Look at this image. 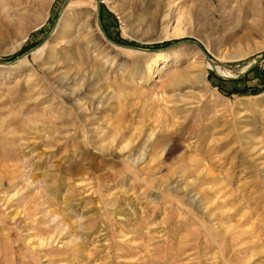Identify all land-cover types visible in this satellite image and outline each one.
I'll return each mask as SVG.
<instances>
[{"label":"rangeland","instance_id":"obj_1","mask_svg":"<svg viewBox=\"0 0 264 264\" xmlns=\"http://www.w3.org/2000/svg\"><path fill=\"white\" fill-rule=\"evenodd\" d=\"M98 3L0 0V264H264V0Z\"/></svg>","mask_w":264,"mask_h":264},{"label":"bare ground","instance_id":"obj_2","mask_svg":"<svg viewBox=\"0 0 264 264\" xmlns=\"http://www.w3.org/2000/svg\"><path fill=\"white\" fill-rule=\"evenodd\" d=\"M220 1V0H218ZM161 7V6H160ZM186 32V29L185 28H182V26H177V27H174L172 29H170V26L167 27V30H166V35L168 37H177V36H180V35H183L184 33ZM210 64V63H209ZM211 65V64H210ZM216 66V67H215ZM211 67H215L214 69H216V71H218L219 73H222L221 71V68L218 66V65H211ZM224 73L226 74H229L227 71H223ZM231 75V74H230ZM153 136H154V133H152V136L150 137V140L153 139ZM152 143H150V147H151ZM147 153V150L141 154V155H138L136 156L135 158H132L131 160V163L132 165H137V163L139 161H142L144 156L146 155ZM140 164V163H139ZM191 198V197H190ZM192 200V203H195L196 202V198L194 197V199H191Z\"/></svg>","mask_w":264,"mask_h":264},{"label":"water","instance_id":"obj_3","mask_svg":"<svg viewBox=\"0 0 264 264\" xmlns=\"http://www.w3.org/2000/svg\"><path fill=\"white\" fill-rule=\"evenodd\" d=\"M99 2V0H97V6H96V9H97V24H98V26H100V28L102 29V31H104V26H102V23H101V19H100V12H101V9H100V3H98ZM116 44H119V45H121V46H126V47H128V48H132V49H134V48H137V49H142V47H140L139 45H136V44H128V43H125V42H119V41H117V42H115ZM151 49H153V50H156V49H158V47H152ZM151 49H149V50H151ZM264 59V56H259V57H256L255 58V60L252 62V64L253 63H257V62H260V61H262ZM2 60H0V62H1ZM212 65H214L212 62H210ZM252 64H250L245 70H247L248 68H250L251 66H252ZM218 75H221V74H218ZM236 76H239V75H236ZM225 77H231L230 75H226Z\"/></svg>","mask_w":264,"mask_h":264}]
</instances>
